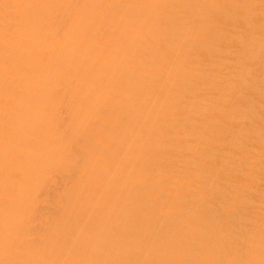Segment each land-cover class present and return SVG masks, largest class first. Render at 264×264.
<instances>
[{
  "label": "bare ground",
  "instance_id": "obj_1",
  "mask_svg": "<svg viewBox=\"0 0 264 264\" xmlns=\"http://www.w3.org/2000/svg\"><path fill=\"white\" fill-rule=\"evenodd\" d=\"M0 264H264V0H0Z\"/></svg>",
  "mask_w": 264,
  "mask_h": 264
}]
</instances>
